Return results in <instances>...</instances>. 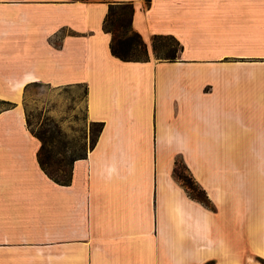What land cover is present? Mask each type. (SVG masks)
Returning <instances> with one entry per match:
<instances>
[{
	"label": "crops",
	"instance_id": "crops-1",
	"mask_svg": "<svg viewBox=\"0 0 264 264\" xmlns=\"http://www.w3.org/2000/svg\"><path fill=\"white\" fill-rule=\"evenodd\" d=\"M115 2L132 3L148 61L111 54L103 20ZM154 35L180 42L176 61L153 56ZM253 56L264 58V0H0V99L16 104L0 111V264L264 259V197L253 209L264 118L253 73L243 78L253 60L242 61ZM39 83L84 87L87 121L102 123L68 185L39 167L19 105ZM177 160L213 210L175 179Z\"/></svg>",
	"mask_w": 264,
	"mask_h": 264
},
{
	"label": "rangeland",
	"instance_id": "rangeland-1",
	"mask_svg": "<svg viewBox=\"0 0 264 264\" xmlns=\"http://www.w3.org/2000/svg\"><path fill=\"white\" fill-rule=\"evenodd\" d=\"M252 60L253 72L244 69L243 78L253 73V106L257 104L258 107L257 112L253 109V117L256 116L260 122L264 118V58L253 56V59L249 57L242 59L243 62ZM85 94L86 90L82 86L51 88L39 83L27 87L19 102L32 135L44 132L46 138L50 139L51 146L59 152L58 157L65 162L73 155L89 149L91 138L97 130L96 125H90L87 121ZM0 111H3L1 107ZM258 138L259 141L261 138L264 141V134L260 129ZM244 154L250 155L251 152ZM250 161L252 160L245 157L243 163L246 162L247 168L243 166V172L247 169L246 173H250L251 169L248 167L252 164ZM181 172L186 174L184 170ZM261 174L264 175V151H253V180H257ZM261 197H264V182L253 181L255 211L258 209L255 202ZM253 261V264H264L257 257L253 258Z\"/></svg>",
	"mask_w": 264,
	"mask_h": 264
},
{
	"label": "trees",
	"instance_id": "trees-1",
	"mask_svg": "<svg viewBox=\"0 0 264 264\" xmlns=\"http://www.w3.org/2000/svg\"><path fill=\"white\" fill-rule=\"evenodd\" d=\"M147 4L150 0H146ZM134 8L130 2H115L108 5L107 14L103 20V30L110 33V52L113 56L122 61H148L149 52L147 45L141 35L132 28V16ZM182 50L180 42L171 35H154L151 39V52L153 56L166 62L177 60ZM14 106L13 103L1 100L0 107L8 110ZM90 125H96L97 130L91 138L90 147L96 143L97 137L102 130V123L91 122ZM41 143L37 153V161L41 170L55 183L68 185L72 178L73 162L83 159L87 155V150L78 155H73L64 161L58 157V151L51 146L50 139L46 138L45 133L35 134ZM184 170L186 174L181 171ZM173 176L185 188L188 196L199 201L205 207L214 209L205 191L194 180L189 170L181 160L175 162ZM264 263V259L257 257Z\"/></svg>",
	"mask_w": 264,
	"mask_h": 264
},
{
	"label": "bare ground",
	"instance_id": "bare-ground-1",
	"mask_svg": "<svg viewBox=\"0 0 264 264\" xmlns=\"http://www.w3.org/2000/svg\"><path fill=\"white\" fill-rule=\"evenodd\" d=\"M264 253V252H263Z\"/></svg>",
	"mask_w": 264,
	"mask_h": 264
}]
</instances>
